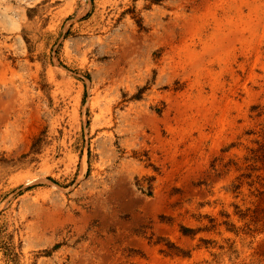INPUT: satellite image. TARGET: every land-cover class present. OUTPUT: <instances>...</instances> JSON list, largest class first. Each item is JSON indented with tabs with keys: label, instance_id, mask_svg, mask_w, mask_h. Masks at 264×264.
Masks as SVG:
<instances>
[{
	"label": "rangeland",
	"instance_id": "rangeland-1",
	"mask_svg": "<svg viewBox=\"0 0 264 264\" xmlns=\"http://www.w3.org/2000/svg\"><path fill=\"white\" fill-rule=\"evenodd\" d=\"M0 264H264V0H0Z\"/></svg>",
	"mask_w": 264,
	"mask_h": 264
}]
</instances>
